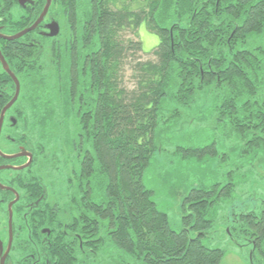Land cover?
<instances>
[{
  "label": "trees",
  "instance_id": "trees-1",
  "mask_svg": "<svg viewBox=\"0 0 264 264\" xmlns=\"http://www.w3.org/2000/svg\"><path fill=\"white\" fill-rule=\"evenodd\" d=\"M16 2L0 0L4 33L28 27L44 6L36 0L18 13ZM48 18L61 26L54 38L32 31L0 39L22 83L16 123L3 126L23 128L11 143L34 152L32 169L16 173L38 174L57 205L88 219L93 264H219L225 250L202 241L211 234L214 207L227 201L234 182L187 188L182 228L174 230L142 179L168 150L156 143L158 129L181 117L179 107L190 110L197 102L215 133L239 143L241 160L228 176L241 167H247L244 178L256 174L264 154V0H52ZM144 22L158 35L149 52L137 33ZM1 73L7 83L0 85V110L14 87ZM64 94L68 115L53 103ZM47 104L55 109L42 124ZM167 153L202 161L216 155L217 143L179 144ZM223 221L231 240L251 246V264H264V203L225 213Z\"/></svg>",
  "mask_w": 264,
  "mask_h": 264
},
{
  "label": "rangeland",
  "instance_id": "rangeland-1",
  "mask_svg": "<svg viewBox=\"0 0 264 264\" xmlns=\"http://www.w3.org/2000/svg\"><path fill=\"white\" fill-rule=\"evenodd\" d=\"M15 14V11H14ZM138 38L142 44L143 52L151 51L158 42L157 33L151 32L146 28L145 22L142 23L138 29ZM127 37L137 39V36L130 32H126ZM136 55V54H135ZM143 60L149 58V54H137ZM133 60V57L130 59ZM131 70H125V82L130 83L129 79ZM59 100H54L62 108L64 115H68V104L66 94L58 95ZM62 97V98H61ZM57 98V97H56ZM172 101H168L163 105V111L170 113V106ZM60 103V104H59ZM171 103V104H170ZM63 105V106H62ZM195 105V106H194ZM192 109H181V117L171 121L170 125L161 126L156 132V143L162 147L165 146L164 153L153 159L148 171L143 176L144 185L146 188L153 191L152 198L156 202L157 207L167 213L169 223L175 230L182 228V212L181 199L190 186L196 182H203L204 184L220 185L234 182V190L227 198V201L220 202L214 207V223L210 228L209 237L203 238V243L207 246L219 247L225 250L219 264H250L251 246L245 245L244 242L236 243L231 240L227 233V227L223 221L225 213L230 214L231 211L240 212L242 210H252L264 203V154L262 155L260 166L256 169L257 172H250V176L244 178V171L247 167H241L239 172L233 171L232 176H228V172L234 169L233 163L240 162L238 158L239 143L233 136L226 138L225 134L215 133L212 129V123L206 119V114L199 113L197 107L200 102L194 104ZM55 106L47 104L42 111V124L45 123L46 118L52 114ZM200 114V115H199ZM193 121V126L185 120ZM190 121V120H189ZM217 143L216 155L206 156L202 161L190 159L182 160L175 156L173 151L177 145H194V143L205 144L209 141ZM163 143V144H162ZM224 153H228V158ZM194 236V234H192Z\"/></svg>",
  "mask_w": 264,
  "mask_h": 264
},
{
  "label": "flooded vegetation",
  "instance_id": "flooded-vegetation-1",
  "mask_svg": "<svg viewBox=\"0 0 264 264\" xmlns=\"http://www.w3.org/2000/svg\"><path fill=\"white\" fill-rule=\"evenodd\" d=\"M45 1L44 5L46 4ZM35 2L36 0H26L21 4L17 0L18 13L25 12L26 8L30 5L33 6ZM50 3L42 21L35 29L25 34L33 31L37 36L49 37L47 35L49 32L48 25L56 21L48 18L52 0ZM39 14L31 24L40 16ZM31 24L28 27H31ZM60 29L61 26L59 25V32ZM0 33L2 36L16 34H7L2 31ZM2 36H0V39L5 41L18 40H8ZM8 68L11 70L9 65ZM1 70L9 77L14 87L11 93H7L11 97L6 98L5 103L1 106L0 114L4 106L13 98L16 88L11 75L4 70L1 62L0 85L4 86L7 83V78L1 73ZM11 72L13 71L11 70ZM15 76L18 83H20L18 97L11 107L4 112L0 128V168L3 167V169H0V242L2 243L0 257L5 254L8 240L11 237V245L7 251L4 264H93L92 246L95 239L92 238L89 232L88 219L72 217V212L67 211L62 205H57L55 197L51 195L50 184L42 182L38 178V174L18 175L16 173L22 172L27 168L32 169L34 152L23 145L11 143L13 140L11 135L23 130V128H6L3 126L5 122L9 123V121L12 124L16 123V117H18L14 110V105L20 96L22 83L17 74ZM27 163L28 165H26ZM25 165L26 167L19 169L20 166ZM21 182L28 186V190L25 193L20 191L16 185ZM9 203H12L10 207L11 226L8 223ZM80 221L82 225L77 227ZM80 230H83L84 233L80 234Z\"/></svg>",
  "mask_w": 264,
  "mask_h": 264
},
{
  "label": "water",
  "instance_id": "water-1",
  "mask_svg": "<svg viewBox=\"0 0 264 264\" xmlns=\"http://www.w3.org/2000/svg\"><path fill=\"white\" fill-rule=\"evenodd\" d=\"M25 1H26V0H19V2H20L21 4H23ZM50 2H51V0H46V1H45L46 4L44 5V7H43V9H42V12L39 14L40 16H39V17H38V18H37V19L31 24V27L25 28V29L21 30L20 32L14 34V35L2 36V34L0 33V36L4 37L5 39H8V40H9V39H19L20 36L24 35V34L27 33V32H30V31L33 30V29H35V28L37 27V25L42 21V19L44 18V16L46 15V12H47V10H48L50 4H51ZM48 26H49V27H48V28H49V32L47 33V35H48L49 37H54L55 35H57V34L59 33V25H58V23H57L56 21H53V22L50 23ZM0 62L2 63L4 70H5L7 73H9V75H11V77H12V79H13V81H14V84L16 85L15 92H14V94H13V95H14L13 98L11 99V101H9V102L4 106V108H3L2 111H1V114H0V128H1V124H2V121H3V115H4V112H5L9 107H11L12 103H13V102L17 99V97H18V92H19L20 83H18V80H17L15 74H14L13 72H11V70H9L8 65H7V62L5 61V59H4V57H3L2 53H1V51H0ZM0 130H1V129H0ZM8 157H9V156H8ZM26 165H28V163H27ZM26 165H25V166H20L19 169H22V168L26 167ZM0 169H3V167H1ZM11 205H12V203H9V205H8V208H9V216H8V219H9V222H8V223H9V226H11V223H12V219H11V208H10ZM10 239H11V237H10L9 240H8V245H7V249H6V251H5V254L2 255V256L0 257V264H4V260H5L6 256H7V251H8V249H9L10 245H11ZM1 251H2V243L0 242V253H1Z\"/></svg>",
  "mask_w": 264,
  "mask_h": 264
}]
</instances>
